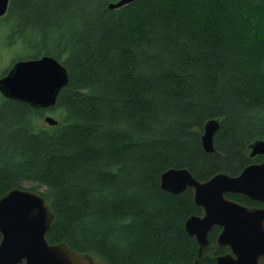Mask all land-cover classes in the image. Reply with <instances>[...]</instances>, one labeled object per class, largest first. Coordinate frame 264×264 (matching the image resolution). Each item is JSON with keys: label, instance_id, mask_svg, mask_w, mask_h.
Returning <instances> with one entry per match:
<instances>
[{"label": "trees", "instance_id": "1", "mask_svg": "<svg viewBox=\"0 0 264 264\" xmlns=\"http://www.w3.org/2000/svg\"><path fill=\"white\" fill-rule=\"evenodd\" d=\"M114 1L9 0L0 26L22 48L13 62L53 56L69 82L49 108L1 94L0 197L40 193L55 213L48 242L105 264H216L228 250L216 243L219 228L199 257L185 221L202 208L191 188L163 190L160 176L187 168L206 181L264 160L250 156L264 139V43L249 31L264 22V0L109 8ZM47 114L58 123L44 122ZM213 118L220 125L206 153L201 137Z\"/></svg>", "mask_w": 264, "mask_h": 264}, {"label": "water", "instance_id": "2", "mask_svg": "<svg viewBox=\"0 0 264 264\" xmlns=\"http://www.w3.org/2000/svg\"><path fill=\"white\" fill-rule=\"evenodd\" d=\"M135 0H117L109 8H117ZM9 7V0H0V17ZM69 82L65 65L57 58L43 55L19 59L8 72L0 76V93L10 99L35 108H49L56 104L62 88ZM44 122L56 125L51 114ZM218 119L204 125L202 146L206 153L214 152V135ZM264 154V139L250 144V155ZM160 186L172 194L188 187L194 189V201L203 215H191L185 221L187 233L194 236L200 257L214 227H221L217 241L230 252L219 255L217 264H260L264 260V208L248 207L226 197V193L244 195L264 201V161L251 163L239 175L218 173L206 181L197 180L187 168H169L160 176ZM55 213L40 193L13 188L0 197V264H101L90 252H78L66 241L49 243L46 233L52 226ZM195 264H199L196 260Z\"/></svg>", "mask_w": 264, "mask_h": 264}, {"label": "rangeland", "instance_id": "3", "mask_svg": "<svg viewBox=\"0 0 264 264\" xmlns=\"http://www.w3.org/2000/svg\"><path fill=\"white\" fill-rule=\"evenodd\" d=\"M8 26H0V76L6 72L11 65L14 63L15 57L22 54V48L19 45L10 47L7 41L9 32L7 31ZM1 97V93H0ZM30 184H26L29 186ZM100 259V258H99ZM101 264H105L103 260L100 259Z\"/></svg>", "mask_w": 264, "mask_h": 264}, {"label": "clouds", "instance_id": "4", "mask_svg": "<svg viewBox=\"0 0 264 264\" xmlns=\"http://www.w3.org/2000/svg\"><path fill=\"white\" fill-rule=\"evenodd\" d=\"M250 42L264 43V22L260 23L259 30H257L256 22L250 27Z\"/></svg>", "mask_w": 264, "mask_h": 264}, {"label": "flooded vegetation", "instance_id": "5", "mask_svg": "<svg viewBox=\"0 0 264 264\" xmlns=\"http://www.w3.org/2000/svg\"><path fill=\"white\" fill-rule=\"evenodd\" d=\"M264 155V154H263ZM263 155H256V156H263ZM251 156V155H250ZM252 157V156H251ZM255 157V156H254ZM264 161V160H263ZM260 162H262V161H260ZM260 162H254V163H260ZM188 188H191V187H188ZM192 190H193V192H194V189L193 188H191ZM227 194H236V193H226V197H227ZM239 195H241V194H239ZM242 196H244V195H242ZM245 197V196H244ZM227 198H229V197H227ZM246 198H248V197H246ZM230 199V198H229ZM248 199H250V198H248ZM233 200V199H232ZM250 200H253V199H250ZM236 201V200H235ZM255 202H257V203H259V204H261L260 206L258 205V206H249V205H246V204H244V205H246V206H248V207H263L264 208V205H262V204H264V201L263 202H260V201H257V200H254ZM238 202V201H237ZM240 203V202H239ZM242 204V203H241ZM202 211H203V209H202ZM200 215H203V212H202V214H200ZM215 228H219V233H220V231H221V227H214L213 229H215ZM212 229V230H213ZM211 230V231H212ZM219 233H218V235H219ZM218 235H217V238H218ZM217 238H216V243H217V245H218V241H217ZM199 246V245H198ZM219 246V245H218ZM207 247H208V245H207ZM219 247H226L228 250H227V252L226 253H228V252H230L231 250H230V248L229 247H227V246H219ZM206 248V247H205ZM226 253H224V254H226ZM219 255H223V254H219ZM219 255H217L216 256V258L219 256ZM216 264H217V260H216Z\"/></svg>", "mask_w": 264, "mask_h": 264}]
</instances>
